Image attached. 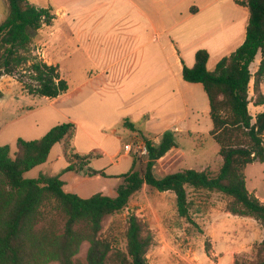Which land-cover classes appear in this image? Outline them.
I'll list each match as a JSON object with an SVG mask.
<instances>
[{"label":"trees","instance_id":"trees-1","mask_svg":"<svg viewBox=\"0 0 264 264\" xmlns=\"http://www.w3.org/2000/svg\"><path fill=\"white\" fill-rule=\"evenodd\" d=\"M6 1L8 13L0 22V79L19 73V82L30 95L57 98L67 93L69 84L61 77L59 67L34 54L31 45L33 32L52 25L55 15L50 8H39L28 0ZM235 3L248 10L243 43L223 57L213 71L207 68L206 49H199L194 65H184L182 71L186 82L201 84L207 95L212 123L209 135L219 146L222 159L219 170L185 169L156 177L155 162L177 146L174 134L168 132L157 146L146 142L149 155L144 172L134 170V158L131 171L118 176L123 183L117 187L115 197L97 192L82 198L66 192L59 176L25 177L48 161L55 145L71 140L76 128L73 123L57 124L39 139L18 138L15 151L0 145V264H77L83 243L88 244L86 264H109L110 260L148 264L146 254L153 236L135 214L126 219L124 250H114L118 239L111 233L112 228L107 235L103 233V220L127 208L132 196L144 186L174 193L178 216L188 221L187 189L191 188L220 193L228 200L227 212L264 224V201L247 189L245 176L248 165L264 162V112L255 118L249 112L251 101L255 106L264 105V0ZM257 59L253 72L251 65ZM65 155L71 162L67 171L81 172L90 160V156L77 155L73 148ZM84 174L105 176L96 170ZM233 264H264V238L256 260L236 259Z\"/></svg>","mask_w":264,"mask_h":264},{"label":"crops","instance_id":"crops-1","mask_svg":"<svg viewBox=\"0 0 264 264\" xmlns=\"http://www.w3.org/2000/svg\"><path fill=\"white\" fill-rule=\"evenodd\" d=\"M28 1L39 8L51 9L56 26L46 28L49 35L68 34L92 69L87 78L69 84L68 92L57 98L26 93L38 99L33 105L16 107L17 111L33 116L19 125L24 126L27 136L15 134L14 148L18 138L39 139L53 126L71 122L76 127L73 137L83 136L86 144L105 145L107 149L102 155L109 158L116 155L117 162L130 157L132 164L135 152L125 150V146L133 147L137 141L157 146L165 133H173L177 146L153 167L159 178L185 169L201 171L211 167L204 159V152L196 151L190 159L181 147L185 138L205 136L212 129L209 101L203 86L186 82L183 66L192 67L195 53L206 49L209 53L207 68L213 71L223 57L234 52L245 39L242 34L246 32L248 19L246 7L237 5L235 0ZM2 2L8 9L7 1ZM44 31L41 28L33 32L31 45L42 44L41 49L37 46L38 54L60 70L59 63L46 52ZM61 77L66 80L62 74ZM39 103L45 105L38 106ZM206 122L210 127L202 126ZM105 129L113 136L106 135ZM124 137L129 141L123 144L124 152L118 154L113 146H118ZM1 141L0 127V145H3ZM63 144L66 148V141ZM52 150L48 161L40 165L44 168L47 164L46 170L50 172L38 173L59 176L66 192L88 198L101 191L92 192L93 180L107 182L113 177L106 172V167L94 166L93 160H88L81 172L67 171L69 164L65 161L55 170L50 159ZM75 153L80 157L89 156L86 152ZM199 159L203 163H198ZM219 160L221 166V157ZM36 168L39 167L32 170ZM87 170L102 171L105 176L90 177L84 174ZM117 184L115 182L112 189H117ZM115 196V192L110 195Z\"/></svg>","mask_w":264,"mask_h":264},{"label":"rangeland","instance_id":"rangeland-1","mask_svg":"<svg viewBox=\"0 0 264 264\" xmlns=\"http://www.w3.org/2000/svg\"><path fill=\"white\" fill-rule=\"evenodd\" d=\"M238 1L246 2V0ZM242 7L245 8L243 5ZM7 13L8 9L0 0V22L6 18ZM241 25L242 22L240 21L239 27ZM55 26L56 23L53 21L50 27ZM47 27L49 26L42 27L43 30L45 29L43 35L46 42V52L59 63L60 73L66 78L68 84H76L78 81L87 78L92 68L77 47L72 44L68 34L57 33L51 36L49 30L46 29ZM244 35L245 30L242 36L244 37ZM37 46H32V49L34 54L39 55L37 48L40 46L41 49L42 44ZM39 56L42 57L41 54ZM257 65V60L251 65L253 72L256 70ZM20 77L18 73L16 76H3L0 79L1 143L8 145L11 150L15 149L12 139L15 134L20 133L24 137L27 136L24 126L19 125L33 116V114H26L22 110L17 111L16 107L33 105L38 99L26 94L23 85L19 82ZM22 79L28 81L25 77ZM261 90L264 93V84ZM250 97H253L252 86H250ZM40 104L41 106L45 105V103L37 105ZM249 112L255 118L256 115L264 112V105L255 106L251 101ZM14 123L18 124L14 126ZM202 126L210 127V123H203ZM104 133L111 135L108 129H105ZM83 138L79 135L74 136L71 140L67 139L66 148L63 143L53 148L50 159L54 163V169L61 168L64 161L71 165L65 151L70 152L72 148H76L75 151L80 152V154L86 152L85 154L90 156V160H93L94 166L106 167V172L113 176L107 182L93 180L90 183L92 192L95 193L96 190H101L108 196L112 195V192L116 193L117 189H112V186L115 182L118 183L117 187L123 183V178L118 176L131 171L132 159L130 157L122 158L117 162L118 157L116 155L111 158L105 157L102 155L107 149L105 145L86 144L82 141ZM128 141L129 138L124 137L118 146H113V149H116L118 154H122L124 152L123 144ZM181 144L190 159H192V153L196 151L204 152V159L211 165L210 168L206 169L216 173L221 167L219 166V147L208 133L201 137H187ZM96 154H101V156L94 157ZM133 158L137 162L134 170L144 172L148 157L133 156ZM197 162L201 164L203 160L199 159ZM38 167L27 172L25 177L34 179L40 175L39 171L50 172L46 170L47 164L44 168H41L40 165ZM156 176L159 178L158 173H156ZM245 176L247 189L261 201H264V162H255L248 165L245 169ZM187 192L190 203V221L178 216L174 193L158 192L144 186L132 196L127 208L118 214L107 216L103 220V233L107 235L112 228L111 233L118 239L114 250H124L125 239L123 235L126 228V219L129 214H135L147 224L153 236V244L146 254L148 264H233L236 259L242 262H251L257 259V249L264 238V224L252 217H240L227 212L228 200L220 193H210L205 190H193L191 188H188ZM87 248L88 244L83 243L80 253L76 256L77 264H86ZM109 264L118 263L110 260Z\"/></svg>","mask_w":264,"mask_h":264},{"label":"built area","instance_id":"built-area-1","mask_svg":"<svg viewBox=\"0 0 264 264\" xmlns=\"http://www.w3.org/2000/svg\"><path fill=\"white\" fill-rule=\"evenodd\" d=\"M134 150L135 155L138 157H148L149 155V148L145 141H137L133 147L127 145L125 146V150Z\"/></svg>","mask_w":264,"mask_h":264}]
</instances>
